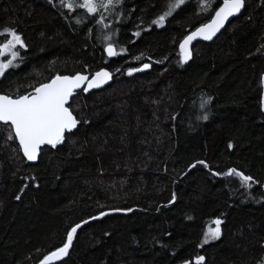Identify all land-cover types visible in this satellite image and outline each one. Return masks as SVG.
Wrapping results in <instances>:
<instances>
[{"label": "trees", "instance_id": "obj_1", "mask_svg": "<svg viewBox=\"0 0 264 264\" xmlns=\"http://www.w3.org/2000/svg\"><path fill=\"white\" fill-rule=\"evenodd\" d=\"M80 2L0 0V44L9 29L26 45L14 49L0 93L16 97L55 75L113 73L106 88L71 98L78 124L35 163L0 124V264H36L78 223L68 254L49 264H196L198 256L261 264L264 0H244L187 59L179 42L221 0L207 11L208 0H186L159 26L173 0H94L91 14ZM107 44L117 55L105 54ZM143 63L150 69L131 71ZM216 220L219 238L204 243Z\"/></svg>", "mask_w": 264, "mask_h": 264}, {"label": "snow or ice", "instance_id": "obj_2", "mask_svg": "<svg viewBox=\"0 0 264 264\" xmlns=\"http://www.w3.org/2000/svg\"><path fill=\"white\" fill-rule=\"evenodd\" d=\"M107 3L108 5H112L113 0H107ZM116 3H119V0H116ZM183 3L184 0H175L174 3L170 4L168 11L159 16L153 23L158 26L162 25L165 18L171 15L172 11ZM243 4L244 0H223V5L218 10H215V15L211 22L203 25L185 38L184 43L181 44L184 58H188L187 46L194 38L199 35L206 40L211 39L212 36L223 27L225 21L230 16L235 15L241 10ZM67 6L71 7V5ZM78 6L86 9L90 14L97 11V5L94 3V0H83ZM209 8H211V0H208V6L205 10L207 11ZM4 33H7L11 38L8 39L6 43L0 44V57L10 54L11 59H8L6 62H0V76H3L5 70L10 66H15L13 61L19 56V52L14 50L17 45H19L20 48L26 47L21 36L15 30L5 29ZM137 35H139V33H137ZM107 53L109 56L117 55L111 44L107 47ZM147 67H149V65H144V68ZM139 70L140 69H133L131 71ZM131 71L129 74H131ZM108 79H110V73L106 71L95 73L91 79L81 74L71 77L58 75L50 82L42 83L38 87H35L33 91L28 94L17 95L15 98L6 94H0V124L10 126L14 135H10L9 139L18 140L24 156L29 161H34L37 159L38 151L42 145L47 144L55 147L63 141L65 131H71L78 124L77 119L73 116L69 108L66 107L74 90L80 88V86L87 81L88 87L83 90L88 91L89 88L100 87ZM201 106L203 107V104ZM204 119H207V116H205ZM198 163L204 162L199 161ZM205 166L207 167V165ZM193 167H195V165H193ZM231 174L240 176L245 183L252 180L251 177L244 176L234 169L230 170L228 173V175ZM174 198L175 197H173V199ZM17 199H19V196H17ZM101 215H104V213H101ZM85 223H87V221H85ZM215 223L217 227L215 229H209V231L205 233L204 243L219 238L221 234L219 225L222 222L216 220ZM80 227V224L72 227L67 233V242L63 244V247L45 256L41 264H49L50 261L58 260L67 255L74 235ZM204 259L203 256H198L196 258V264H202Z\"/></svg>", "mask_w": 264, "mask_h": 264}, {"label": "water", "instance_id": "obj_3", "mask_svg": "<svg viewBox=\"0 0 264 264\" xmlns=\"http://www.w3.org/2000/svg\"><path fill=\"white\" fill-rule=\"evenodd\" d=\"M222 5H223V0H221V2L219 3V5L217 6V8H216L215 10H218ZM243 7H244V4H243ZM243 7L241 8V10H240L238 13H236V14L233 15V16H230V17L225 21L223 27H221V28L219 29V31H217V32L215 33V35L212 36L211 39H207V40H206V39H204L202 36H199V35H198L196 38H194V39L188 44V46H187V50L189 51L191 45H192L195 41H197V40L204 41V42H209V41L213 40V39L219 34V32L224 28V26H225V25H226V24H227L232 18L236 17V16L242 11ZM215 10H214V12L212 13L211 17L209 18V20H207L205 23H203V24L197 26L196 28H194V29H193L192 31H190L189 33H187V34L182 38V40L179 42V49H180V51H181L183 54H184V52H183V50L181 49V44L184 43L185 38L188 37V36H190L193 32H195L197 29L201 28L203 25L209 24V23L211 22L212 18L214 17V15H215ZM111 45H112V44H111ZM108 46H109V44H107V45L104 47V52H105V54H106L108 57H112V56H109L108 53H107V47H108ZM112 47H113V49L115 50V48H114L113 45H112ZM146 64L149 65V67L144 68V65H146ZM136 69H140L139 71H136V72H139V73H140V72L147 71V70L150 69V64H149V63H143V64H141L140 66H138ZM100 71H106V72L110 73V79H108V80H107L105 83H103L100 87L89 88L88 91H84V90H83V89H85V88L88 87L87 81H85V82L80 86V88L74 90L73 95L69 98V101H68V103L66 104V107L69 108V103H70L71 98H72L77 92H79V91H83L84 93H89V92H91V91L101 90V89L106 88V87L110 84V82H111V80H112L113 73H112L110 70H108L107 68H101V69L95 71L94 73H92L91 75H89V74H87V73H76V74H74V75H59V76H70V77H71V76H75V75H77V74H81V75H85V76H87L89 79H91V78L95 75V73L100 72ZM56 76H58V75L53 76L52 78H50L48 81H46V82H44V83H48V82H50V81H51L52 79H54ZM38 86H39V85H38ZM38 86H36V87H38ZM28 93H30V92H28ZM28 93H25V94H28ZM0 94H3V93H0ZM22 95H23V94H22ZM13 98H15V97H13ZM69 110H70V108H69ZM70 111H71V110H70ZM72 114H73V113H72ZM73 116H74V114H73ZM74 117H75V116H74ZM73 129H75V128H73ZM73 129H72V130H73ZM66 131H67V130H66ZM66 131H65V133H66ZM12 133H13V132H12ZM65 133H64V135H65ZM13 135H14V133H13ZM16 142H17V144H18V146H19V149H20V145H19L18 140H16ZM43 146H51V145H47V144H45V145H42L41 147H43ZM40 149H41V148H40ZM20 153H21L22 157L24 158V160H25L27 163H35V162L38 160V157H39V154H40V150L38 151L37 159L34 160V161H29V160L24 156L23 151H22L21 149H20ZM107 213H109V212H104V215L107 214ZM104 215H101V214H100V215H98L96 218H100V217H102V216H104ZM78 224L82 225L83 223H78ZM76 225H77V224H76ZM76 225H74L73 227H75ZM70 230H71V229H70ZM70 230H69V231H70ZM66 242H67V240H66ZM62 247H63V246H62ZM56 250H57V249H56ZM56 250H54V251H56ZM54 251H52V252H54ZM52 252L48 253V254L45 255V256L50 255ZM45 256H44V257H45ZM44 257H43L39 262H37L36 264H41V262L44 260ZM64 257H65V256H63L62 258H64ZM62 258H60V259H62ZM60 259H58V260H60ZM58 260H53V261H50L49 263H52V262H55V261H58Z\"/></svg>", "mask_w": 264, "mask_h": 264}, {"label": "rangeland", "instance_id": "obj_4", "mask_svg": "<svg viewBox=\"0 0 264 264\" xmlns=\"http://www.w3.org/2000/svg\"><path fill=\"white\" fill-rule=\"evenodd\" d=\"M81 2L80 3H82L83 2V0H80ZM186 0H184V2H185ZM175 2V0H173V3ZM95 3V2H94ZM96 4V3H95ZM168 11V10H167ZM174 11V10H173ZM172 11V12H173ZM169 16V15H168ZM8 57L7 58H3V57H0V62H6L8 59H11V56H10V54H6ZM14 62L15 61H13V64H14ZM94 73V72H93ZM88 74V73H87ZM89 75H91V74H89ZM33 91V90H32ZM31 91V92H32ZM217 227V225H216V223H215V221L213 222V227L211 228V229H215ZM261 264H264V261L261 263Z\"/></svg>", "mask_w": 264, "mask_h": 264}]
</instances>
